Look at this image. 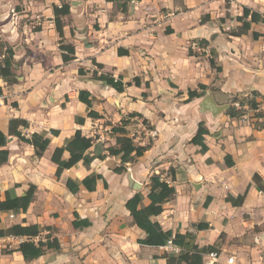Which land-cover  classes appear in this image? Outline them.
Instances as JSON below:
<instances>
[{
    "label": "crops",
    "instance_id": "1",
    "mask_svg": "<svg viewBox=\"0 0 264 264\" xmlns=\"http://www.w3.org/2000/svg\"><path fill=\"white\" fill-rule=\"evenodd\" d=\"M63 4L69 5L62 18L64 42L74 48L68 63L62 61L53 23V7ZM244 8L264 18V0H141L125 13L106 0H0V38L12 46L15 62V82L0 79V130L7 135L9 120L19 118L28 122L21 130L25 137L46 132L50 140L37 158L32 146L8 136L0 201L8 190L17 197L30 186L35 190L26 213H0V229L50 227L34 241L51 236L60 246L26 263L17 251L25 239L0 237V264H166L163 255L177 256L180 249L169 242L139 244L146 234L125 208L138 193L139 207L150 203L153 175L175 190L152 218L163 231L190 233L197 248H214L237 264H264V118L255 117L264 112V103L258 100V111L246 109L242 117L230 118L226 109L214 113L205 101L226 107L233 97L264 96V22L252 23L239 37L230 35L241 26L237 18ZM211 58L220 72L211 68ZM94 70L123 83L137 78L140 85L118 93L92 80ZM189 91L200 96L187 101ZM80 92L90 95L89 110L99 118L87 117ZM122 120L135 145H151L125 173L115 174L120 160L106 149L115 145L112 128ZM200 123L208 132L206 151L191 143ZM77 130L93 140L88 154L105 158L88 168L80 162L56 178L51 155ZM68 158L64 152L62 159ZM91 173L107 186L99 180L94 192L81 186L76 194L67 190L68 179L81 181ZM74 213L89 226L74 229ZM199 224L208 227L197 231Z\"/></svg>",
    "mask_w": 264,
    "mask_h": 264
},
{
    "label": "trees",
    "instance_id": "2",
    "mask_svg": "<svg viewBox=\"0 0 264 264\" xmlns=\"http://www.w3.org/2000/svg\"><path fill=\"white\" fill-rule=\"evenodd\" d=\"M107 2H115L117 8L123 13L127 11L128 5L132 2H140L141 0H106ZM69 14V5L63 4L60 7H53V23L56 33L59 37V49L61 51L62 61L68 63L73 59L74 48L71 45L65 44L63 35V21L62 18ZM249 19V20H248ZM237 21L241 23L235 31L230 33L231 36H241L246 34L251 27V24H257L259 22H264L259 14L255 12H250L248 9H243L242 15L237 18ZM254 38H258V35L254 33ZM199 45L204 47L207 42L200 41ZM120 54H122L120 52ZM189 54L192 55V51L189 49ZM213 57V54H212ZM211 68L215 69L216 72H220V67L216 66L213 58L209 60ZM92 64L97 69H102L100 64L92 61ZM14 51L12 46L0 38V79L3 80L7 85H11L15 82L14 74ZM79 75H83L82 70L78 71ZM91 79L95 81H100L104 83L109 88H112L118 93L124 92L126 87L131 85L139 86V79L135 78L132 83H123L122 78H114L111 74L101 73L98 74L97 71H93L91 74ZM199 89L201 91L205 90V87L200 85ZM1 94V89H0ZM188 100L190 101L194 98H198L200 93L197 91L188 92ZM146 97V94L142 95ZM80 102L86 105L87 109H91V99L90 95L86 92H80L78 95ZM264 103V96L257 92H251L248 96L244 98L233 97L230 101L228 109L225 114L230 118L242 117L246 109L251 111H258V107ZM237 103L239 108H236L234 104ZM136 114H130V117H135ZM88 118H99V115L95 112L89 110L87 114ZM255 117L264 118V112H256ZM76 122L83 123V119H76ZM146 121H143L145 124ZM127 122H121L120 126L112 128L115 136V145L108 147L106 149L109 156L118 157L120 160L119 166L113 168L115 174H123L126 172V165L132 164L137 158L143 156V154L150 148L151 144L146 146L135 145L131 138L127 136V131L125 127ZM28 128V122L23 119H10L8 122V134H4L0 130V165L5 164L8 160V152L5 149L8 136L16 137L20 142L26 143L34 149V155L37 158L42 157L46 151L50 140L48 138V133H33L29 137H25L22 133V129ZM50 135H57L56 131H50ZM207 130L204 125L200 123L198 125V130L196 135L191 140V143L201 147L202 151H206L207 148L204 144V136L207 134ZM93 140L91 138H85L81 135L79 130L75 131L74 135L69 139L65 140L63 146L56 148L52 155L51 161L56 165V178H59L62 172L71 169L78 163H82L84 167L88 168L92 161L95 159L102 160L105 156L100 154H93L90 156L88 154L89 149L92 147ZM64 152H67L69 158L66 160L62 159ZM229 158H225L226 166L230 167L232 163L227 162ZM103 180L101 175L91 173L86 176L81 181L68 179L66 181V188L71 194H76L79 191V187H83L88 192H94L96 189L97 181ZM254 181H258V177L254 176ZM104 186L106 187V182L103 180ZM149 194L148 199L150 203L146 207H139L142 201L141 194L134 195L129 199L125 208L128 210L133 224L146 234L144 240H139L138 243L148 247H164L168 242L180 249V253L177 256L163 255L166 259V264H203L202 257L204 254L209 252H214L215 249L208 247L199 249L194 245L195 237L186 233L185 235L175 234L174 236L170 231H163L157 221H153L152 218L158 217L163 212V205L168 202L173 195L175 190L167 182L161 179L159 175H153L149 179ZM35 188L30 186L26 191L25 195L22 197H17L13 190L5 191L4 199L0 201V213L3 212H13V213H26L30 203L33 200ZM242 198H240L241 200ZM75 220L72 222L74 229H82L89 226L87 221H78L77 214L74 213ZM207 225L199 224L196 226L197 231L207 229ZM50 233V227H40L37 225L21 226L13 225L7 229H0V237H13V238H24L25 240L21 242L18 246L17 251L21 254L23 260L29 263L33 260L38 259L48 250L59 251V242L51 236H47L45 241H37L34 239L38 237L43 232ZM3 253H11V251H3Z\"/></svg>",
    "mask_w": 264,
    "mask_h": 264
},
{
    "label": "built area",
    "instance_id": "3",
    "mask_svg": "<svg viewBox=\"0 0 264 264\" xmlns=\"http://www.w3.org/2000/svg\"><path fill=\"white\" fill-rule=\"evenodd\" d=\"M0 104H1V97H0ZM234 106L236 108H239L238 104L235 103ZM171 244V242H169ZM205 262L203 264H237L234 257L232 256H226L225 258L221 257V254L214 251L209 252L205 256Z\"/></svg>",
    "mask_w": 264,
    "mask_h": 264
},
{
    "label": "water",
    "instance_id": "4",
    "mask_svg": "<svg viewBox=\"0 0 264 264\" xmlns=\"http://www.w3.org/2000/svg\"><path fill=\"white\" fill-rule=\"evenodd\" d=\"M205 101H207V103L211 102V104H212V110L211 111L214 112V113H220L221 111H223L225 109L226 110L228 109V106H226V107H216L208 97L205 98ZM203 262H205V260Z\"/></svg>",
    "mask_w": 264,
    "mask_h": 264
}]
</instances>
